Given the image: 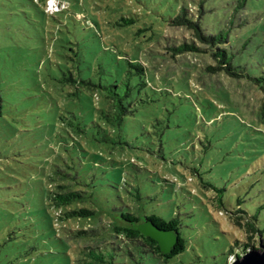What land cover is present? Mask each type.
Listing matches in <instances>:
<instances>
[{
	"label": "rangeland",
	"instance_id": "374dc122",
	"mask_svg": "<svg viewBox=\"0 0 264 264\" xmlns=\"http://www.w3.org/2000/svg\"><path fill=\"white\" fill-rule=\"evenodd\" d=\"M62 1L67 10L55 14L60 24L50 19L32 29L17 26L16 0H0V89L8 95L0 117V264H72L73 253L59 241L52 211L38 192L42 176L36 166L62 151L58 142L65 135L53 117L57 107L73 106L68 97L73 88L58 79L66 70L65 56L76 49L84 76L102 65L111 79L124 59L147 67L153 88H136L135 112L123 125L131 147L109 154L105 146H91L100 155L84 158L82 168L119 183L121 176L129 180L130 167L123 163L135 162L140 170L134 181L146 210L166 219L177 216L187 240L168 264H226L228 253L239 254L237 242L246 241L236 216L254 219L264 239V125L258 116L264 97V0ZM181 6L193 12L204 33L225 36L218 48L205 47L210 53L225 49L232 72L242 76L207 72V65H216L207 53L170 56L166 48L187 38L168 24ZM79 96L84 106L95 102L84 91ZM157 138L161 141H152ZM110 155L122 161L123 174L103 172Z\"/></svg>",
	"mask_w": 264,
	"mask_h": 264
},
{
	"label": "trees",
	"instance_id": "16d2710c",
	"mask_svg": "<svg viewBox=\"0 0 264 264\" xmlns=\"http://www.w3.org/2000/svg\"><path fill=\"white\" fill-rule=\"evenodd\" d=\"M16 1L13 15L18 27L36 29L42 23V27L47 25L50 19L60 24L61 21L55 14L67 10L66 7L50 13L38 0ZM65 14L69 16L68 11ZM76 15L72 18L81 21ZM168 24L187 34V38L166 48L171 57L183 53H207L215 58L216 64L207 65V72L224 71L236 77L242 76L241 73L232 72L234 67L228 62L225 49H216V52L210 53L211 50L205 47L208 45L218 48V44L226 43V38L221 33H204L198 18L193 16L189 8L181 6L174 10L169 16ZM65 58L66 70L65 73L60 70L62 76L58 81L73 88L68 93L73 106L63 110L57 107L53 117L63 132L62 137L65 135L63 141L59 139L58 142L62 151L55 152L51 161L45 160L42 166H36L41 168L42 176L36 186L38 192L44 193L45 206L52 211L50 219L55 232L59 233V241H63L66 251L73 253L72 264H149L151 261L168 264L172 257L186 249L187 240L181 233V222L177 216L166 219L146 210L140 185L134 181L140 170L135 162L129 160L123 163L130 167L129 180L121 176L119 183L111 177L97 179L90 168H82L86 165L84 158L89 160L97 154L91 146H105L110 150L109 154L114 153L115 149L123 151L131 147L123 125L135 112L136 88L138 91L145 87L153 88L147 77V67L140 62L124 59V67L118 68L116 75L109 79L110 71L102 68V65H98L92 74L82 75V58L77 49ZM83 91L94 97L92 106L80 103L79 95ZM7 101V93L0 89V117H4L3 109L8 104ZM258 116L264 125V97L258 108ZM118 164H122V161L110 155L109 168L100 169L103 172L119 170L123 174L126 168H118ZM92 165L97 166L98 163L92 161ZM177 187L180 188L179 185ZM241 219L242 217L236 216L234 222L244 229L246 241L237 242L240 252L228 253L226 264L239 259L250 250L257 249L256 245L258 247L260 240L264 243L254 219ZM67 220L91 221L93 225L89 228L71 229L60 224ZM145 221L174 234L175 242L168 253H161L157 242L138 230V225Z\"/></svg>",
	"mask_w": 264,
	"mask_h": 264
},
{
	"label": "water",
	"instance_id": "95a60500",
	"mask_svg": "<svg viewBox=\"0 0 264 264\" xmlns=\"http://www.w3.org/2000/svg\"><path fill=\"white\" fill-rule=\"evenodd\" d=\"M138 230L141 234L156 241L163 254L168 253L175 242V236L173 233L161 230L148 221L139 224ZM230 264H264V243L260 240L257 249L248 251Z\"/></svg>",
	"mask_w": 264,
	"mask_h": 264
},
{
	"label": "built area",
	"instance_id": "2783aa9c",
	"mask_svg": "<svg viewBox=\"0 0 264 264\" xmlns=\"http://www.w3.org/2000/svg\"><path fill=\"white\" fill-rule=\"evenodd\" d=\"M67 7V3L62 0H46L45 9L50 13L61 11Z\"/></svg>",
	"mask_w": 264,
	"mask_h": 264
}]
</instances>
